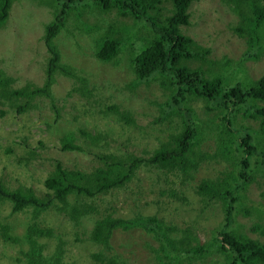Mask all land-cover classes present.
Segmentation results:
<instances>
[{"label":"trees","instance_id":"1","mask_svg":"<svg viewBox=\"0 0 264 264\" xmlns=\"http://www.w3.org/2000/svg\"><path fill=\"white\" fill-rule=\"evenodd\" d=\"M43 1L40 7L47 8L50 14L41 37L49 53L45 81L43 85L28 83L19 89L13 88L14 80L0 68V101L24 113L35 108L37 99L46 98L51 102L57 122L62 120L65 110L64 106L58 107L53 95L57 75L76 81L72 92L82 97L92 96L89 79L63 62V50L70 47L58 37L70 31L75 39L79 34L92 38L97 60L128 66L135 78L125 89L159 82L167 91L166 100L159 106L161 121L170 117L179 120L167 133L166 141L160 138L148 157L129 151L120 154L99 149L93 152L97 164L90 172L68 168L56 160L40 190L28 185L26 180H17L15 188L0 180V204L11 203L13 214L32 210L34 219L20 236L12 234L9 227L1 226L0 235L16 246L13 247L17 251L15 263L78 264L65 260V241L55 235L53 228L38 220L44 211L51 209L64 212L74 228L79 229L76 240L81 236L83 243L96 247L90 251V264H128L111 245L118 228L141 229L151 235L156 240L152 247L157 253L154 264H196L214 254L220 258L217 264H264V74L250 79L244 68L245 62L263 56L264 0H222L237 17L231 29L246 39L249 46L237 62L212 59L210 48L198 45L185 33V28L191 25V6L199 0ZM15 2L0 0V29L9 19ZM113 16V21H108ZM73 43L79 45L78 41ZM122 55H126L125 60ZM200 100L207 112L214 114L210 124H215L218 130L212 152L203 147L211 126L202 122L193 104ZM242 109L247 113L244 118L248 115L262 121L259 130L246 128L241 132L233 128V112ZM102 113L114 116L130 131V125L136 126L131 108L124 102L106 104ZM45 124L49 127V123ZM78 132L82 142L75 132L63 133L62 151L84 152L107 142L108 135L102 130L93 132L82 128ZM7 153L13 154L14 148H8ZM39 157L32 149L15 158L26 167ZM207 161L225 163L224 169L217 170L218 174L200 179L195 187L203 209L215 205L223 214L222 222L208 240L190 224L178 227L156 215L140 213L134 218H120L108 213V209H100L104 196L127 187L142 168L156 171L153 187L158 184L161 196L188 202L187 190L193 187L202 162ZM36 175L37 171L31 174ZM254 182L261 189L259 202L248 195L249 186ZM86 218L94 221L90 227L84 225ZM54 237L55 248L46 252L48 240Z\"/></svg>","mask_w":264,"mask_h":264},{"label":"rangeland","instance_id":"2","mask_svg":"<svg viewBox=\"0 0 264 264\" xmlns=\"http://www.w3.org/2000/svg\"><path fill=\"white\" fill-rule=\"evenodd\" d=\"M15 1L9 19L0 29V68L14 80L13 88L19 89L28 83L43 85L49 53L41 37L50 14L47 8L40 7L44 5L43 0ZM191 10V25L185 28V33L198 45L210 48L212 59H232L233 62L240 60L249 46L246 39L238 37L231 29L237 23V17L229 7L222 0H199L192 4ZM113 19L114 16L108 18V21ZM141 24L146 27L144 23ZM59 39L70 47L63 50V62L89 79L88 88L92 91V96L82 97L72 92L76 81L57 75L53 95L58 100V107H65L62 120L57 122L51 102L46 98L37 99L35 108L24 113H18L8 102L0 101V180L12 188L17 187V180H26L35 190L44 188L43 179L54 169L56 160L68 168L90 172L97 164L93 152L99 149L120 154L129 151L137 156L148 157L149 151L151 153L158 146L160 138L161 141H166L167 133H170L179 120L170 117L161 121L159 106L166 100L167 91L159 82L151 81L130 90L125 89V85L135 78L125 63H103L97 60L94 54L95 42L89 36L79 34L75 39L70 31H64ZM76 41L79 45L73 43ZM262 53V57L261 54L260 58L244 63L246 77L257 79L264 74V52ZM122 58L125 60L126 55H122ZM239 73L242 74V71ZM116 101L124 102L131 108L136 120V126L130 125L131 131L127 125L118 123L114 116L107 117L102 113L106 104ZM193 104L202 122L210 124L214 114L207 112L204 102L200 100ZM244 113V109L233 112V128L241 132L246 128L259 130L262 121L248 115L244 118ZM45 122L49 123V127ZM209 126L212 128L210 127L211 131L205 138L203 147L212 152L216 148L218 130L215 124ZM82 128L93 132L102 130L108 135L107 142L99 145L102 147L93 146L84 152L62 151L60 139L63 133L75 132L79 142H82L78 132ZM10 147L14 148L13 154L7 153ZM32 149L40 157L31 161L29 166L25 167L23 162L16 160L15 157ZM254 163L256 166L257 162ZM224 166L225 163L202 162L196 179L192 182L193 187L187 190L188 202L161 196L157 190L158 184L153 187L156 171L142 168L127 187L104 196L100 209H108V213H114L115 217L120 218H134L140 213L144 216L156 215L178 227L190 224L195 226L197 234L208 240L213 229L222 222L223 214L215 205L203 209L204 205L195 193V187L200 179L218 174L217 170L224 169ZM33 171H37L35 177L31 176ZM249 187V197L259 202L261 189L255 182ZM39 217L42 224L53 228L55 235L65 241L66 261L90 264V251L96 247L83 243L81 236L80 240H76L79 229L74 228L64 212L57 213L48 209ZM32 221V210L13 214L11 203L0 204V229L1 226L9 227L12 234L20 236L26 231L28 222ZM93 222L88 218L84 219L86 226L90 227ZM242 222L249 225L247 220ZM111 239L113 250L122 255L128 264H154L157 253L153 252L152 247H155L156 240L141 229L124 231L118 228ZM55 246L56 238L49 239L46 252L52 251ZM13 247L16 246L7 243L0 235V264H16L14 259L17 251ZM218 261L220 258L214 254L196 264H217Z\"/></svg>","mask_w":264,"mask_h":264},{"label":"bare ground","instance_id":"3","mask_svg":"<svg viewBox=\"0 0 264 264\" xmlns=\"http://www.w3.org/2000/svg\"><path fill=\"white\" fill-rule=\"evenodd\" d=\"M247 107V106H246Z\"/></svg>","mask_w":264,"mask_h":264}]
</instances>
